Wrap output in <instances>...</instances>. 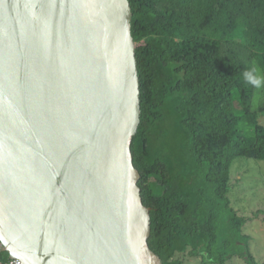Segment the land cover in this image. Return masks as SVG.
<instances>
[{
	"label": "water",
	"instance_id": "95a60500",
	"mask_svg": "<svg viewBox=\"0 0 264 264\" xmlns=\"http://www.w3.org/2000/svg\"><path fill=\"white\" fill-rule=\"evenodd\" d=\"M128 0H0V249L21 264H162L131 142Z\"/></svg>",
	"mask_w": 264,
	"mask_h": 264
},
{
	"label": "trees",
	"instance_id": "16d2710c",
	"mask_svg": "<svg viewBox=\"0 0 264 264\" xmlns=\"http://www.w3.org/2000/svg\"><path fill=\"white\" fill-rule=\"evenodd\" d=\"M128 1L141 111L130 149L148 246L162 264H259L228 193L236 158L264 161V0ZM252 68L260 88L245 82Z\"/></svg>",
	"mask_w": 264,
	"mask_h": 264
},
{
	"label": "rangeland",
	"instance_id": "374dc122",
	"mask_svg": "<svg viewBox=\"0 0 264 264\" xmlns=\"http://www.w3.org/2000/svg\"><path fill=\"white\" fill-rule=\"evenodd\" d=\"M260 122L264 125V117ZM230 183L228 196L238 214L246 217L244 231L252 237L251 253L259 264H264V161L236 158L230 167ZM258 210L260 213L254 216ZM183 264L201 263L199 258L186 255ZM226 264L245 263L233 257Z\"/></svg>",
	"mask_w": 264,
	"mask_h": 264
},
{
	"label": "clouds",
	"instance_id": "9594fccd",
	"mask_svg": "<svg viewBox=\"0 0 264 264\" xmlns=\"http://www.w3.org/2000/svg\"><path fill=\"white\" fill-rule=\"evenodd\" d=\"M243 76L246 83L252 85L255 88L261 87L262 80L258 75H256L255 68L244 71Z\"/></svg>",
	"mask_w": 264,
	"mask_h": 264
},
{
	"label": "built area",
	"instance_id": "2783aa9c",
	"mask_svg": "<svg viewBox=\"0 0 264 264\" xmlns=\"http://www.w3.org/2000/svg\"><path fill=\"white\" fill-rule=\"evenodd\" d=\"M0 264H21L17 258H9L6 262H1Z\"/></svg>",
	"mask_w": 264,
	"mask_h": 264
}]
</instances>
